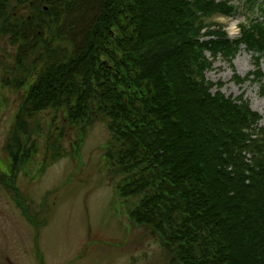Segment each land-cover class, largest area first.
<instances>
[{"label": "trees", "instance_id": "trees-1", "mask_svg": "<svg viewBox=\"0 0 264 264\" xmlns=\"http://www.w3.org/2000/svg\"><path fill=\"white\" fill-rule=\"evenodd\" d=\"M32 1L0 0V39L20 45L5 80L25 90L3 147L14 192L18 167L36 152L34 118L52 112L44 147L55 159L69 128L77 156L100 121L114 192L160 241L165 264H264V116L206 77L243 47L254 70L234 81L264 80V17L241 23L232 39L210 21L232 16L231 0H37L34 10ZM81 10L94 12L81 48L38 67L32 53L62 42L60 24Z\"/></svg>", "mask_w": 264, "mask_h": 264}, {"label": "rangeland", "instance_id": "rangeland-1", "mask_svg": "<svg viewBox=\"0 0 264 264\" xmlns=\"http://www.w3.org/2000/svg\"><path fill=\"white\" fill-rule=\"evenodd\" d=\"M231 3L236 7L232 16L210 20L224 25L232 38L238 35V24L264 17V2L253 8L244 0ZM37 4L33 0L30 6L34 10ZM93 14L92 10L68 11L58 28L65 39L49 46L45 54L38 46L40 52H33L30 58L40 67L46 59L49 64L56 63L67 48H81L82 35ZM19 48V43H11L9 37L0 39V264H165L160 241L130 219L114 192L118 179L112 178L103 159L110 137L104 123L97 121L89 128L77 156L73 146L77 129L69 128L63 138L62 155L55 159L44 147L52 133L47 134L53 114H39L34 119L41 128L29 138L36 152L15 173L19 193L8 185L6 165L12 159L3 147L25 90L15 89L5 79L12 78L11 66L16 63ZM252 70L254 57L242 47L233 64L219 57L206 71V77L223 83L221 90L228 96L244 93L251 108L264 116V80L237 83L233 79L234 73L243 77ZM57 120L60 124L63 116Z\"/></svg>", "mask_w": 264, "mask_h": 264}, {"label": "bare ground", "instance_id": "bare-ground-1", "mask_svg": "<svg viewBox=\"0 0 264 264\" xmlns=\"http://www.w3.org/2000/svg\"><path fill=\"white\" fill-rule=\"evenodd\" d=\"M232 30H234V27L232 28Z\"/></svg>", "mask_w": 264, "mask_h": 264}]
</instances>
